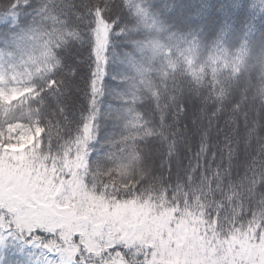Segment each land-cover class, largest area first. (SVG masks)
Here are the masks:
<instances>
[{
    "label": "snow or ice",
    "instance_id": "snow-or-ice-1",
    "mask_svg": "<svg viewBox=\"0 0 264 264\" xmlns=\"http://www.w3.org/2000/svg\"><path fill=\"white\" fill-rule=\"evenodd\" d=\"M201 88L260 138L264 0H0V264H264V158L225 190L156 147Z\"/></svg>",
    "mask_w": 264,
    "mask_h": 264
},
{
    "label": "trees",
    "instance_id": "trees-1",
    "mask_svg": "<svg viewBox=\"0 0 264 264\" xmlns=\"http://www.w3.org/2000/svg\"><path fill=\"white\" fill-rule=\"evenodd\" d=\"M187 2V0H181ZM218 0H213L217 3ZM219 2H226V0H219ZM75 47H79L76 45ZM117 53L121 51V46L117 44ZM66 63H72L69 59ZM82 73H86L87 69H80ZM80 87L83 88V82H80ZM220 88L217 86L216 92ZM68 99L65 101L67 111L70 117L77 118L80 106L84 104L83 91L77 92L75 89H70ZM115 103V102H114ZM147 102H142L138 106L143 107ZM184 103L187 107V112L180 119L179 124L172 122L169 114L168 123L171 127L161 130L158 136V143L156 147L159 148L161 157L167 152L176 151L181 161L183 172H190L197 163L201 164V171L197 172L199 176L202 173H207L209 179L212 180L213 185H216L220 178H223L222 187L228 189L229 176L228 166L229 158L231 156V179L234 182H239V177L243 175L247 165H250L254 156L264 158V110L260 111L259 116L254 112H249L248 128L254 127L253 120L258 119L261 127L258 129L259 139L255 131L252 132L251 144H246L245 126L243 118L230 110L231 100L224 96H217L211 93L206 88H201L199 95L195 93H188L184 97ZM203 109V111H201ZM219 109V111H217ZM216 113L215 116L212 114ZM236 116L239 121V126L233 122L231 117ZM195 120V124H193ZM100 139L103 141L104 137L114 130L113 122L101 118L100 121ZM179 129V131H177ZM39 135V134H38ZM207 146V155L202 151V147ZM96 148L103 151L102 145L97 144ZM212 153H215V159L212 158ZM160 158L155 160L151 158H143L141 160V167L143 169H151L153 171L159 170ZM165 163H167L165 161ZM173 163V182H175L176 172V157L172 158ZM65 167L75 171L83 167L80 157L65 162ZM164 175L167 177L166 167ZM99 180H110V177L99 176ZM78 186V185H77ZM74 186V187H77ZM204 191H208L207 180L205 181ZM10 259L14 262L18 259L15 253L8 254Z\"/></svg>",
    "mask_w": 264,
    "mask_h": 264
},
{
    "label": "rangeland",
    "instance_id": "rangeland-1",
    "mask_svg": "<svg viewBox=\"0 0 264 264\" xmlns=\"http://www.w3.org/2000/svg\"><path fill=\"white\" fill-rule=\"evenodd\" d=\"M39 134V130H37V135ZM31 141V137L28 138V142ZM70 171H72V169H69ZM78 187V186H77ZM86 195V194H85ZM56 226H63V225H55L53 224V227H56Z\"/></svg>",
    "mask_w": 264,
    "mask_h": 264
}]
</instances>
